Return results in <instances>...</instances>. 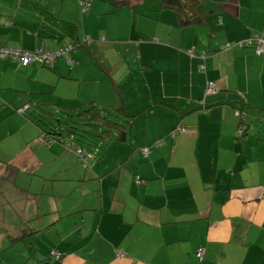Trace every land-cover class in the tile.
I'll list each match as a JSON object with an SVG mask.
<instances>
[{
	"label": "crops",
	"instance_id": "obj_1",
	"mask_svg": "<svg viewBox=\"0 0 264 264\" xmlns=\"http://www.w3.org/2000/svg\"><path fill=\"white\" fill-rule=\"evenodd\" d=\"M172 6L0 0V46H75L0 59V264H264V0H202L187 26ZM91 105L113 121L97 159L42 138Z\"/></svg>",
	"mask_w": 264,
	"mask_h": 264
},
{
	"label": "trees",
	"instance_id": "obj_2",
	"mask_svg": "<svg viewBox=\"0 0 264 264\" xmlns=\"http://www.w3.org/2000/svg\"><path fill=\"white\" fill-rule=\"evenodd\" d=\"M173 1H174V6H172V7H177V11H178V14L180 16V22L183 26L198 23L204 19L203 13L200 9V4H201L202 0H173ZM28 108H29V106L26 107L22 112L26 111ZM102 110H103V108H101L99 106L91 105L85 109L80 110L77 113L69 112L68 116L62 115L61 119H58L59 118L58 113L51 111L50 113L52 115H54V117L50 116V118H49L46 116L42 122L43 127H45L43 134H42V138H44V140L47 142V144H50V146H51V143L53 141H56V140L60 141L61 137L65 136V135L69 136L71 134V138L67 139L65 144L68 146V148L70 147V145L72 147L73 146L75 147V145H76V147L78 149H80L81 151H83L85 156H87V154H90V151H92V150L85 149L84 146L77 145L73 141L75 139L72 138V134H73V136H76V132L78 129L77 125L75 123H73L75 121L74 117L77 116V117H83V118L89 119L93 123L92 127H95V126L98 127L99 126L97 124L100 122V118L102 121L110 120L109 123H113V121L110 118L104 117L101 115ZM40 121H41V119H40ZM56 121L61 123V126L59 128L52 125V123L56 122ZM48 124H51L50 129H48ZM62 124H63V127H62ZM126 125H127V123H116L115 122V126L120 127L121 130H122V127H123V129H126ZM88 126H91V125H88ZM121 136H120V139L123 140V137H121ZM46 137H48V138H46ZM104 137L105 136H102V138H104ZM239 138H241V137H239ZM143 150H142V153L144 154ZM74 152L77 153L76 149ZM94 152H93L94 153V159H97L98 154L100 153V149L96 148ZM146 156H148V155H146ZM80 158L82 159L81 155H80Z\"/></svg>",
	"mask_w": 264,
	"mask_h": 264
},
{
	"label": "built area",
	"instance_id": "obj_3",
	"mask_svg": "<svg viewBox=\"0 0 264 264\" xmlns=\"http://www.w3.org/2000/svg\"><path fill=\"white\" fill-rule=\"evenodd\" d=\"M82 5H83V12H86L88 10L86 3L82 2ZM245 43L248 45V41H246ZM240 44L243 45V42H240ZM230 46L231 45H226L225 48H228ZM259 46H260V44L254 45V47H255V49H257V51L263 52L264 51V44L261 45L260 47ZM74 48H75V46H74ZM74 48L70 47V46H66V48H62V49L57 50L55 52H47V51H43V50H32V51L21 50V49L12 50V49H8V48L0 46V59H9L11 61L18 62L24 66L30 65V64L34 63L35 61H42V62L50 64L53 67L56 63L57 57L63 56V55L65 56L68 52H70L71 50H74ZM202 68H204V67H202ZM214 88H215L214 84H209V86L206 89V92L208 94H210L214 91ZM241 132H242V130H240L238 132L239 137H241V135H242ZM70 147H72V146L70 145ZM76 152L79 156L81 155L82 160L89 163V159L91 157L90 154H87V156H85L84 152L78 148H76ZM143 152L145 155H148L149 154V148H144ZM197 256H198L200 261L203 260V257H204V248L203 247L198 248ZM58 260H59V256H58Z\"/></svg>",
	"mask_w": 264,
	"mask_h": 264
},
{
	"label": "rangeland",
	"instance_id": "obj_4",
	"mask_svg": "<svg viewBox=\"0 0 264 264\" xmlns=\"http://www.w3.org/2000/svg\"><path fill=\"white\" fill-rule=\"evenodd\" d=\"M240 96H241V98H243L242 94H240ZM260 114H263V116L260 117L259 116ZM255 115L258 118H263L264 119V108L263 107H258L255 110ZM61 117L62 116H59L58 119H61ZM258 118L256 119L257 121H259ZM74 119H75V121L73 123H75L77 125L78 129H77V132H76V136H73V134H72V138L75 139L73 141L77 145L84 146L85 149L92 150V151H90V156H91L90 159H89V162H90L91 159H94V153H95L94 151H95L96 148H99L100 150H102L104 148H107L108 146L105 147L104 144H103L105 141L103 139L98 138L96 128L92 127V125H93L92 121H90L89 119H86V118H83V117H77V116L74 117ZM115 120L118 121L117 118ZM52 125H54L57 128H59L61 126V123L56 121V122H53ZM88 125H91V126H88ZM62 127H63V124H62ZM50 128H51V124H48V129H50ZM76 148L77 147L75 145V147L73 146L72 150L75 151ZM150 153H151V150L149 148V154ZM95 162H96V160H95ZM91 172H93V171H91ZM95 176H94V178H95ZM49 193L50 192H47L46 194H49ZM30 198L31 197H29V190L25 188V200L30 201V202H31V200H34V199H30Z\"/></svg>",
	"mask_w": 264,
	"mask_h": 264
}]
</instances>
